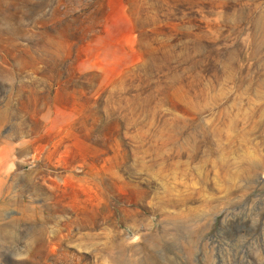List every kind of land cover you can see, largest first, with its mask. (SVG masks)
Instances as JSON below:
<instances>
[{
    "label": "rangeland",
    "instance_id": "374dc122",
    "mask_svg": "<svg viewBox=\"0 0 264 264\" xmlns=\"http://www.w3.org/2000/svg\"><path fill=\"white\" fill-rule=\"evenodd\" d=\"M0 264H264V0H0Z\"/></svg>",
    "mask_w": 264,
    "mask_h": 264
}]
</instances>
